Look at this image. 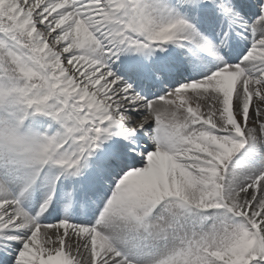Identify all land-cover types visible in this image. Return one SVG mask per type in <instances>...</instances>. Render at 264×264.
<instances>
[{
  "label": "snow or ice",
  "instance_id": "snow-or-ice-1",
  "mask_svg": "<svg viewBox=\"0 0 264 264\" xmlns=\"http://www.w3.org/2000/svg\"><path fill=\"white\" fill-rule=\"evenodd\" d=\"M0 264H264V0H0Z\"/></svg>",
  "mask_w": 264,
  "mask_h": 264
}]
</instances>
